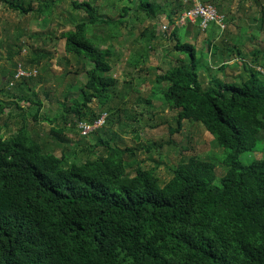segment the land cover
I'll return each mask as SVG.
<instances>
[{
  "label": "trees",
  "instance_id": "trees-1",
  "mask_svg": "<svg viewBox=\"0 0 264 264\" xmlns=\"http://www.w3.org/2000/svg\"><path fill=\"white\" fill-rule=\"evenodd\" d=\"M1 1L39 18L58 0H36L37 5L35 0ZM131 2L134 7L125 5L123 14L109 17L99 13L97 0H71L72 9L84 11L86 18L62 33L67 56L76 58V70L87 79L80 98L71 90L64 93L57 115L62 124L51 132L67 143L70 140L62 137L67 129H77L82 137L101 130L108 137L98 136L93 146L85 143L78 150L86 154L84 160L73 149V159L66 164L70 156L64 150L56 155L24 127L8 138L0 135V264H264V157L250 164L239 160L242 152H264V73L246 66L248 73L240 82L214 78L203 88L198 72L202 58L195 44L180 38L182 26L175 19L192 0H175L169 12L162 11L169 28L176 26L164 36L175 40L174 49L188 61L179 59L157 76V83L164 101L177 111L172 132L180 131L184 120L201 122L219 146L230 149L223 157L226 172L220 184H215L212 160L191 156L162 182L155 168L135 160L137 147L112 144L116 137L110 129L100 125L83 133L80 123L95 125L104 118V126H113L122 122L118 114L127 111L111 106L114 96L121 95L123 103L128 92H118L119 81L112 74L109 41L114 35H90L89 30L118 29L120 36L132 12L137 19L139 12L154 19L160 8L156 0ZM253 2L264 5V0ZM159 34L155 29L140 33L147 51ZM211 38L206 40L209 47ZM141 60L136 57L134 65ZM226 66L224 61L220 69ZM125 83L132 88L131 80ZM24 91L13 95L11 103L0 99V116L10 106V112L24 110V101L31 103L34 113L29 112L38 120L43 100L32 87ZM94 101L97 108L91 105ZM99 146L103 149L96 150Z\"/></svg>",
  "mask_w": 264,
  "mask_h": 264
},
{
  "label": "rangeland",
  "instance_id": "rangeland-1",
  "mask_svg": "<svg viewBox=\"0 0 264 264\" xmlns=\"http://www.w3.org/2000/svg\"><path fill=\"white\" fill-rule=\"evenodd\" d=\"M131 1L97 0L96 5L99 13L117 17L124 13L125 5L134 7ZM156 1L160 8H156L157 15L154 19L147 17L144 12H139L140 18L137 19L132 16V12L128 27L126 24L121 29L120 36L118 29L100 30L91 27L89 30L90 35L93 31L102 36L108 33L114 35L109 41L114 50L112 74L119 81L118 92L121 89L128 91L123 103L121 95L114 96L111 102L112 107L120 108L121 105L128 111L118 114L122 122L104 126L103 121L100 125L110 129L111 136L116 137L113 145L137 147L135 160L144 168H155L162 182L172 177L173 169L179 162L187 161L195 155L216 164L215 184H220L221 177L226 172L223 157L230 149L219 146L201 122L184 120L180 131L172 132L177 127V111L164 101L157 76L180 63L179 59L188 61V57L174 49V39L164 36L165 32L170 35V31L176 28L175 24L170 28H163L165 13L170 11L175 0ZM202 1L207 3L206 0ZM212 1L215 2L214 5L221 6V13L227 18L224 28H219L215 22H211L207 30L198 29L199 25L192 24L188 28L182 26L178 34L182 40L197 47V54L202 58L198 72L203 88L206 89L214 78L224 82H240L248 73L245 71L246 66L264 73V5L261 7L253 0ZM70 3L71 0H58L52 10L37 18L33 13L20 14L0 0V99L11 103L13 95H19L27 87H32L38 91L44 103L40 112L41 119L39 117L38 120L32 115L34 110L30 102H20L25 111L13 109L10 112V106L0 116V135L8 138L24 127L56 155L61 156L64 150L70 156L66 159V164L73 159V149L78 151L85 143L95 145L98 136L108 137L101 130L82 137L77 129H67L62 135L64 139L70 140L67 143L60 142L51 132L52 127L62 124L57 115L61 111L64 93L71 90L73 96L78 95L87 79L85 72L76 70L79 68L76 58L67 56L65 38L62 37L64 31L73 29L77 21L86 18L84 11L73 10ZM34 4L37 5L38 2L35 0ZM146 29H155L157 33H161L152 41V49L148 51L144 37L140 36ZM211 34L213 46L209 47L206 40ZM214 46L218 47L215 52ZM203 51L209 54L203 55ZM136 57L142 58L139 65H134ZM68 58L70 64L66 63ZM224 61L227 66L221 70V63ZM30 74L33 76H29ZM6 80L10 81V85L4 82ZM128 80L133 82L132 88L126 85ZM76 97L80 98V95ZM97 104V101L91 103L95 108ZM127 114L135 118L128 117ZM184 141L186 145L182 146ZM102 149V146L96 147V150ZM78 152V156L84 160L86 154ZM263 157L262 151H246L239 155V160L250 164Z\"/></svg>",
  "mask_w": 264,
  "mask_h": 264
},
{
  "label": "built area",
  "instance_id": "built-area-1",
  "mask_svg": "<svg viewBox=\"0 0 264 264\" xmlns=\"http://www.w3.org/2000/svg\"><path fill=\"white\" fill-rule=\"evenodd\" d=\"M193 5L189 8L179 12L176 16V24L180 26H188L189 24H198L203 30H207L211 22H215L216 25L225 27V16L218 11L216 5L212 3H205L202 0H192ZM169 27L168 23L165 22L164 29ZM104 121L101 118L95 123V125L80 123V127L84 128L83 133H88L99 127Z\"/></svg>",
  "mask_w": 264,
  "mask_h": 264
},
{
  "label": "water",
  "instance_id": "water-1",
  "mask_svg": "<svg viewBox=\"0 0 264 264\" xmlns=\"http://www.w3.org/2000/svg\"><path fill=\"white\" fill-rule=\"evenodd\" d=\"M184 145H186V141H184V142L182 143V146H184Z\"/></svg>",
  "mask_w": 264,
  "mask_h": 264
},
{
  "label": "clouds",
  "instance_id": "clouds-1",
  "mask_svg": "<svg viewBox=\"0 0 264 264\" xmlns=\"http://www.w3.org/2000/svg\"><path fill=\"white\" fill-rule=\"evenodd\" d=\"M20 74V73H19Z\"/></svg>",
  "mask_w": 264,
  "mask_h": 264
}]
</instances>
